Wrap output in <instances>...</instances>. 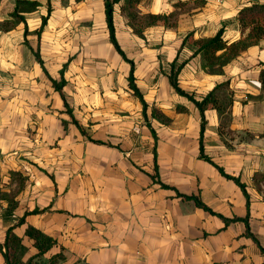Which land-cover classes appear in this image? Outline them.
I'll use <instances>...</instances> for the list:
<instances>
[{"label":"crops","instance_id":"1","mask_svg":"<svg viewBox=\"0 0 264 264\" xmlns=\"http://www.w3.org/2000/svg\"><path fill=\"white\" fill-rule=\"evenodd\" d=\"M257 1L264 2L148 0L146 9L147 13L178 15L175 26L154 25L163 29L158 38L160 42L155 44L160 43L157 49L172 50L168 65L181 49L182 60H187L179 74L183 89L201 98L217 84L230 81L235 100L228 128L236 132L253 125L252 101L247 103V96L259 97L264 92L259 81L264 67L260 66L264 63V39L226 65L224 74L205 72L201 55L191 57V46H181L190 32L198 39L213 36L222 27L225 39L239 40L250 30L249 26L242 25L239 12ZM101 4L100 25L107 29L103 0ZM14 5L15 0L7 19H11ZM41 7L42 2L37 10ZM30 13L25 14L26 19ZM4 20L6 17L0 18ZM20 24L24 32L25 25ZM27 24L33 33L40 27L32 30L28 20ZM15 28L1 31L12 32ZM30 46L33 47L31 43ZM105 47L106 44H101L100 52ZM70 59L65 61H69L68 66L73 60ZM37 64L25 77H0V93L11 98L0 101V153L4 158H0V167L9 166L7 153L23 145L27 159L22 172L28 177L17 196L14 212L5 215L6 202L2 208L5 233L26 212L40 209L39 213L28 214L26 222L15 231L24 236L27 225L40 228L57 239L66 260H80L85 264H264L259 245L246 235L244 221L226 224L220 216L197 206L194 200L178 195V192L197 194L226 218L249 215L251 230L264 246V205L252 196L254 175L249 171L250 161L222 141L221 119L216 109L205 111L204 135L205 154L214 165L199 157V110L194 102L175 91L163 72V77L136 75V83L149 104L148 120L144 118L140 99L129 88L128 77L65 76L67 83L63 92L77 124L67 112L53 81L40 63ZM252 78L259 84L256 89L252 88ZM96 105L100 107L94 108ZM153 107L171 118L170 124L154 118ZM178 107L185 110L178 111ZM182 113H192L195 125L198 120V141L192 144L193 149L188 148L187 139L161 136L154 124L158 122L168 128ZM17 115L20 121L17 138L22 142L19 140L15 145L6 121ZM210 142L217 144L216 149ZM11 156L9 159L15 158L14 154ZM216 164L245 183L250 194L249 208L242 188L224 176ZM160 181L174 188H165ZM19 227L22 233L17 231ZM25 239L31 243L27 236L24 242ZM0 264H6L1 251Z\"/></svg>","mask_w":264,"mask_h":264},{"label":"rangeland","instance_id":"2","mask_svg":"<svg viewBox=\"0 0 264 264\" xmlns=\"http://www.w3.org/2000/svg\"><path fill=\"white\" fill-rule=\"evenodd\" d=\"M144 1V2H143ZM137 7L138 17L130 19L126 12L122 10V3L117 5V35L119 41L129 58L135 60L137 65V77H163L162 69L167 68L172 55V50L157 49L162 27L145 26L143 15L146 14L148 0H143ZM42 7L27 15L30 29H35L41 23L42 15L47 13L51 7L52 13L49 24L45 32L41 35L40 52L45 62V66L51 75L61 77L60 69L65 61L71 57L72 63L66 68V77H127L130 64L112 46L106 26H101L102 4L101 0H41ZM14 0H0V18L6 17L13 7ZM179 12V11H178ZM171 18V22L178 19V15ZM128 21H127V20ZM31 30V31H32ZM141 30L143 34L137 31ZM23 25L20 24L12 32H2L0 30V77H25V73L33 72L36 58L30 47L24 42ZM163 34V33H162ZM29 45L37 48L38 36L30 32L27 36ZM160 42V41H159ZM106 44L102 52L100 45ZM180 60L184 56L179 57ZM245 64V62H243ZM244 66V65H243ZM252 68V67H250ZM252 70V69H251ZM250 70V71H251ZM251 76L254 77V74ZM251 83L252 88L259 87L256 79ZM118 87V86H117ZM231 89H233L231 87ZM11 99L4 97L0 93V101ZM252 101L253 125L250 129L236 132L226 127H221V139L228 148L242 152L250 161L249 171L253 173L252 196L254 201H259L264 205V92L259 96H247L246 102ZM100 106L96 105L94 108ZM145 118V117H144ZM192 113L179 114L174 118L171 126L163 127L158 122H154L158 133L165 137H176L188 140V148L193 149L192 144L197 143L198 120L196 125L193 121ZM146 120V118H145ZM19 115L6 121V127L11 129L14 136V144L22 142L17 138L20 123ZM163 129L165 133H163ZM13 144V145H14ZM213 149L217 144L210 142ZM20 147V146H19ZM14 147L7 154H14L15 158L7 157V167H0V187L9 193L20 195L21 173L25 165L26 154L21 147ZM0 153V158H2ZM14 162V163H12ZM17 164V165H16ZM26 170V169H25ZM28 178V177H27ZM26 178V179H27ZM7 201L0 200V239L4 237L6 225L2 221V208ZM4 209V208H3ZM21 227L17 229L22 233ZM25 243H31L25 239ZM33 247H30L29 254ZM60 264H85L80 260H65Z\"/></svg>","mask_w":264,"mask_h":264},{"label":"trees","instance_id":"3","mask_svg":"<svg viewBox=\"0 0 264 264\" xmlns=\"http://www.w3.org/2000/svg\"><path fill=\"white\" fill-rule=\"evenodd\" d=\"M104 1V11L106 16L107 31L109 35V40L114 46L116 51L123 57V59L130 64V69L128 73V85L129 88L133 91V94L140 99L143 105V115L148 120V102L146 101L143 92L136 83V62L134 59L129 58L124 51L117 35L116 27V11L117 5L122 3V10L126 12L127 16L130 19H135L138 17L137 7L143 0H103ZM41 6L39 0H15V5L13 10L10 13L11 19H6L0 21V30L8 31L12 28H15L18 24L24 23V42L29 45L28 34L30 33L29 27L27 24L26 13L33 12ZM52 12L51 7H48L47 14L42 17V23L38 29L34 32L37 34L38 39H40L45 25L48 22L49 16ZM175 13H146L143 15V18L146 22L145 26H154L159 23H164L165 26H175L176 22H171V18ZM239 20L242 25L249 26V32L239 40L229 42L225 39L224 32L225 28L222 27L220 30L213 36L201 37L195 39L193 33L190 32L186 35L183 40L182 48L189 44L193 50V56L201 55L202 58V69L209 74H224V67L232 62L234 59L239 57L244 51H246L250 46L258 44L261 39H264V2H254L251 5L243 7L238 15ZM140 35L143 34L141 30L137 31ZM30 49L34 53L36 59L43 68V71L51 78L53 81V86L55 90L61 93V96L64 100L65 106L67 107V112L71 114L74 122L78 124V121L74 118L73 109L63 92V87L66 85L67 80L65 79V71L69 64V61L66 62L62 69L60 70L61 79L57 80L52 78L48 69L45 66V62L41 56L40 46L37 49H34L30 46ZM181 49L178 51L177 56L173 61L169 63L167 68L163 67L162 72L169 77L170 83L175 91L187 97L190 101L194 102L197 109L201 115V127H200V155L199 157L214 164L211 157L205 154L204 147V135L206 129V117L205 111L207 109H216L221 119V126L226 127L231 122L230 110L234 103V91L230 87V81H224L217 84L212 90L201 98H197L195 93H190L183 89L179 83V74L186 64L187 60H180ZM71 60V59H70ZM260 66H264V63H260ZM259 81L261 88L264 91V67L260 70ZM178 111H184V107H178ZM152 116L159 120L162 124L168 125L172 121L171 118L162 113V111L156 107H153ZM152 129V133L155 138H157L156 131ZM91 139V138H90ZM93 140V139H92ZM95 142L100 143V140H95ZM155 152L156 160V170L158 172L157 164V151ZM222 174L229 179H233L244 191L247 197V206L250 207V194L246 189L245 183L241 182L239 177L228 174L224 171L223 167H220ZM21 177L20 191L24 188L26 184V178L22 177L21 173H17ZM262 179H264V174H261ZM161 185L165 188H174L171 185L161 182ZM178 195L182 196L185 199L194 200L197 206L204 208L205 210L220 216L226 224H229L232 221L242 220L246 223V235L252 237L253 240L259 245L261 252L264 255V246L261 245L257 236L252 232L249 215L245 218L234 217L226 218L222 214L215 212L211 207H209L199 195L197 194H182L178 192ZM0 200L7 201V211L6 213L11 214L14 212L15 208L18 205L17 192L12 194L7 191H4L0 187ZM42 210L34 209L33 211L26 212L24 216L16 220V223L6 230L5 237L3 241H0V251L5 259L6 264H60L61 262L67 259L66 254L64 253L63 247H60L58 241L53 236L45 233L40 228H37L33 225H27L24 231V236L19 235L15 228L23 225L26 222V216L28 214L39 213ZM27 236L31 241V246H28L24 242V237ZM30 247L35 249V252H30Z\"/></svg>","mask_w":264,"mask_h":264}]
</instances>
